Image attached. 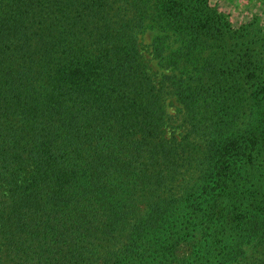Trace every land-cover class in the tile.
Returning a JSON list of instances; mask_svg holds the SVG:
<instances>
[{"label":"trees","instance_id":"obj_1","mask_svg":"<svg viewBox=\"0 0 264 264\" xmlns=\"http://www.w3.org/2000/svg\"><path fill=\"white\" fill-rule=\"evenodd\" d=\"M113 1L0 0V264H264V29Z\"/></svg>","mask_w":264,"mask_h":264},{"label":"rangeland","instance_id":"obj_2","mask_svg":"<svg viewBox=\"0 0 264 264\" xmlns=\"http://www.w3.org/2000/svg\"><path fill=\"white\" fill-rule=\"evenodd\" d=\"M114 1L110 4L109 16L113 20L116 18L127 20L132 15V24H134L132 0ZM207 3L210 7L216 8L219 13L225 16L230 28L232 29L238 28L240 24L249 21L257 23L258 26H261V28L264 29V0H207ZM143 19L142 25L138 28L136 26L134 30H132V34L144 61L149 67L150 72L158 78L160 73L166 72L167 69H162L158 66L156 59H154L150 53V49L152 47V43L154 42V37L159 36L158 32L160 33V31L149 17L145 16ZM165 91H163L162 94V103L166 114L165 122L167 133L169 130H173L175 137L180 138L185 134V130H183L184 124L181 119L179 106L175 102L174 97L168 91ZM191 138L194 137H189V139ZM184 172L185 168L181 167V170L178 172L179 175L176 176V179L173 182V188L171 191L177 195L181 193V188L186 187L187 185L189 174H185ZM251 250L254 249L249 248L246 251V254H252L253 252Z\"/></svg>","mask_w":264,"mask_h":264}]
</instances>
